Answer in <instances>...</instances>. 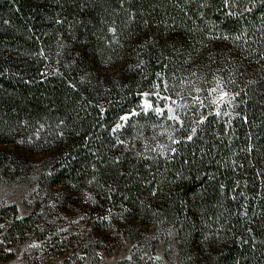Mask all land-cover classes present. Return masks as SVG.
<instances>
[{"label":"trees","instance_id":"trees-1","mask_svg":"<svg viewBox=\"0 0 264 264\" xmlns=\"http://www.w3.org/2000/svg\"><path fill=\"white\" fill-rule=\"evenodd\" d=\"M8 4L0 0V21ZM86 7L85 32L102 30L127 50L120 81L103 94L78 80L39 81L0 54V123L51 117L63 145L60 174L105 170L121 163L114 126L140 94L165 79L176 83L193 66L196 82L222 96L218 109L206 108L200 124L186 126L167 159L119 168L107 197L132 208L153 201L143 192L161 202L160 194L176 196L173 214L160 221L219 230L225 264H257L264 242V0H88ZM20 11L26 30L34 21ZM128 33L141 37L119 45Z\"/></svg>","mask_w":264,"mask_h":264},{"label":"rangeland","instance_id":"rangeland-1","mask_svg":"<svg viewBox=\"0 0 264 264\" xmlns=\"http://www.w3.org/2000/svg\"><path fill=\"white\" fill-rule=\"evenodd\" d=\"M87 2L8 0L0 54L20 61L31 78L78 80L103 94L123 76L127 50L116 46L118 37L107 42L102 30L85 32ZM19 8L34 21L26 30ZM136 34L119 45L137 42ZM184 71L176 83L165 79L143 91L138 105L118 120L115 157L121 163L105 170L60 174L63 145L51 117L0 123V264H225L219 230L198 224L184 229L158 219L173 214L176 196L160 194L161 202L154 191L143 192L153 201L132 208L115 207L107 197L119 168L167 159L186 126L200 124L206 108L218 109L222 96L196 82L193 66ZM258 254L255 263L264 264V242Z\"/></svg>","mask_w":264,"mask_h":264}]
</instances>
